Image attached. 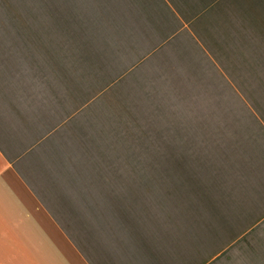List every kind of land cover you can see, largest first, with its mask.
Wrapping results in <instances>:
<instances>
[{"label": "crops", "instance_id": "0c3cea01", "mask_svg": "<svg viewBox=\"0 0 264 264\" xmlns=\"http://www.w3.org/2000/svg\"><path fill=\"white\" fill-rule=\"evenodd\" d=\"M0 264H264V0H0Z\"/></svg>", "mask_w": 264, "mask_h": 264}]
</instances>
